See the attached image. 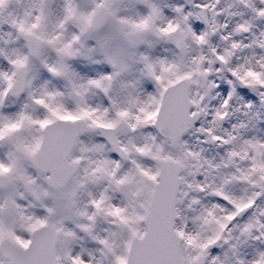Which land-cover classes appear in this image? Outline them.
<instances>
[{
    "label": "snow or ice",
    "instance_id": "snow-or-ice-1",
    "mask_svg": "<svg viewBox=\"0 0 264 264\" xmlns=\"http://www.w3.org/2000/svg\"><path fill=\"white\" fill-rule=\"evenodd\" d=\"M0 264H264V0H0Z\"/></svg>",
    "mask_w": 264,
    "mask_h": 264
}]
</instances>
